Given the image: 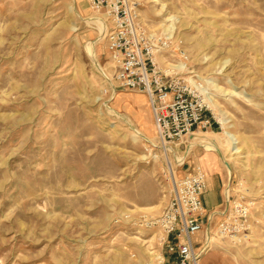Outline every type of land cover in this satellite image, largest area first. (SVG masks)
Listing matches in <instances>:
<instances>
[{"label":"rangeland","instance_id":"374dc122","mask_svg":"<svg viewBox=\"0 0 264 264\" xmlns=\"http://www.w3.org/2000/svg\"><path fill=\"white\" fill-rule=\"evenodd\" d=\"M134 1L148 32L169 38L162 71L216 105L212 127L175 146L177 157L186 153L192 164L216 153L225 196H246L259 221L264 0ZM101 29L90 0H0V264H149L165 252L148 223L161 216L184 169L165 154L147 96L114 91ZM184 62L188 71L174 68ZM219 220L204 221L214 240L201 264H264V223L241 244L217 234Z\"/></svg>","mask_w":264,"mask_h":264},{"label":"built area","instance_id":"2783aa9c","mask_svg":"<svg viewBox=\"0 0 264 264\" xmlns=\"http://www.w3.org/2000/svg\"><path fill=\"white\" fill-rule=\"evenodd\" d=\"M90 5L105 24L103 39L111 59L114 91H140L147 96L165 154L186 170L182 178L174 180L161 216L148 223L150 229L158 230L165 248L149 264H200L206 236L214 234L204 228L207 217L209 223L221 220L217 234L222 238L238 243L250 240L255 223H264V216L253 221L254 204L244 195L231 194L226 196L227 208L210 214L203 204L209 188L205 170L190 164L187 154L176 155L175 146L181 147L196 132L208 131L212 119L204 96L195 87L160 68L156 57L169 48V38L148 32L134 0H90ZM183 58L187 60L185 55ZM203 230L206 236L201 241Z\"/></svg>","mask_w":264,"mask_h":264},{"label":"crops","instance_id":"0c3cea01","mask_svg":"<svg viewBox=\"0 0 264 264\" xmlns=\"http://www.w3.org/2000/svg\"><path fill=\"white\" fill-rule=\"evenodd\" d=\"M99 43L101 42L100 36ZM186 154V153H185ZM217 154H211L207 153L201 158L197 159L194 164H199V166H202V168L205 170L207 176H208V192L203 197V204L208 205L209 210L211 212H220L224 209L228 202L226 201L225 196V181L227 176L224 174V169L222 168ZM193 164V163H192ZM185 174V169L183 170ZM216 178L218 179L216 183ZM227 187V186H226ZM213 196V199L211 197ZM207 212L208 209L205 208Z\"/></svg>","mask_w":264,"mask_h":264},{"label":"bare ground","instance_id":"6f19581e","mask_svg":"<svg viewBox=\"0 0 264 264\" xmlns=\"http://www.w3.org/2000/svg\"><path fill=\"white\" fill-rule=\"evenodd\" d=\"M100 18V17H99ZM165 30H164V32L165 33H169V34H171L172 33V28L171 27H166V28H164ZM101 31V34H102V37L100 36V38H101V40H104L103 39V34H104V30H100ZM169 37H171V36H169ZM163 55H165V54H163V53H161V54H159L157 57H156V59H157V62L159 63V61H158V58L160 57V58H162L163 57ZM165 59V58H164ZM183 62V61H182ZM185 63V64H184ZM184 63H179L178 65H176V66H174V68L175 69H177V70H180V71H188V68H187V65H186V62H184ZM199 88V87H198ZM201 92L203 93H205V91L203 90V89H201ZM203 93V94H204ZM205 95V98L211 103H208V106H209V108H210V106H212V107H214V108H216V105H215V103H214V100L212 99V97H210L207 93H205L204 94ZM210 104V105H209ZM211 109V108H210ZM115 111V110H114ZM223 126H224V131H225V136H226V138H227V146H228V150L231 152V154H234L235 152H236V150H237V142H236V136L235 135H233V134H231L230 133V131H228V124H227V122H226V120L224 119L223 120ZM145 138V137H144ZM143 138V139H144ZM147 139V138H146ZM193 140H196L197 141V139L195 138V139H193ZM205 141V140H204ZM203 142V141H202ZM201 142V143H202ZM193 144H198V143H196V142H194ZM209 144V143H208ZM210 148H209V150H212V151H214V152H218L221 156H222V158H223V163H224V165L229 169V170H231V162H230V157H228V156H224V154L220 151V149L218 148V146H217V144L216 143H212L211 142V144L210 145H208ZM188 153V152H187ZM229 193V192H228ZM227 195H229V194H227ZM228 202V201H227ZM227 207H228V204H227ZM201 236V235H200ZM251 237V236H250ZM206 239H207V242H206V244H205V248H204V250H205V252L203 253V255L207 252V251H209L210 250V248H211V246H212V244H213V240H214V238L212 237V238H210V237H208V236H206ZM242 244V243H241ZM203 255H202V257H203ZM202 257H201V262H202ZM201 264V263H200Z\"/></svg>","mask_w":264,"mask_h":264}]
</instances>
